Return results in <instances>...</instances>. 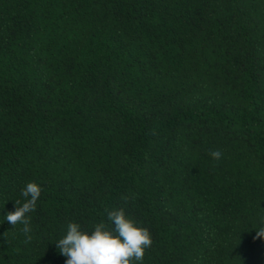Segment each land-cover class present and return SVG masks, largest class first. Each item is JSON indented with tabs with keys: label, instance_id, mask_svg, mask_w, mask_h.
I'll list each match as a JSON object with an SVG mask.
<instances>
[{
	"label": "trees",
	"instance_id": "obj_1",
	"mask_svg": "<svg viewBox=\"0 0 264 264\" xmlns=\"http://www.w3.org/2000/svg\"><path fill=\"white\" fill-rule=\"evenodd\" d=\"M121 209L132 264H264V0H0V264Z\"/></svg>",
	"mask_w": 264,
	"mask_h": 264
},
{
	"label": "clouds",
	"instance_id": "obj_2",
	"mask_svg": "<svg viewBox=\"0 0 264 264\" xmlns=\"http://www.w3.org/2000/svg\"><path fill=\"white\" fill-rule=\"evenodd\" d=\"M210 155L219 161L222 152L214 150ZM41 191L35 182L28 183L21 194L30 199H26L22 206H19L20 201H15L16 209L7 214V222L14 227L22 223L21 231L29 233L30 220L26 214L35 210ZM108 219L114 225L111 231L106 230L104 223L96 224L91 232L82 230L77 223H69L66 236L56 243L60 254L68 257L66 264H132L133 260L144 258L145 249L152 245L148 229L126 218L123 209L110 212ZM257 237H264V229L257 231Z\"/></svg>",
	"mask_w": 264,
	"mask_h": 264
}]
</instances>
